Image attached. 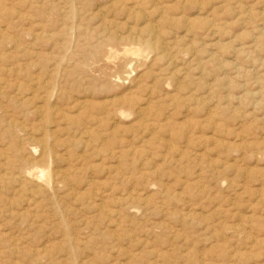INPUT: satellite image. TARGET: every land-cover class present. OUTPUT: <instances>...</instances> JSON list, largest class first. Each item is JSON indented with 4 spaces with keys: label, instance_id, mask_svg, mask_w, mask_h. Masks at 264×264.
Instances as JSON below:
<instances>
[{
    "label": "rangeland",
    "instance_id": "1",
    "mask_svg": "<svg viewBox=\"0 0 264 264\" xmlns=\"http://www.w3.org/2000/svg\"><path fill=\"white\" fill-rule=\"evenodd\" d=\"M68 1L0 0V153L69 184L0 156V264H264V0Z\"/></svg>",
    "mask_w": 264,
    "mask_h": 264
},
{
    "label": "bare ground",
    "instance_id": "2",
    "mask_svg": "<svg viewBox=\"0 0 264 264\" xmlns=\"http://www.w3.org/2000/svg\"><path fill=\"white\" fill-rule=\"evenodd\" d=\"M66 1V0H65ZM68 1V0H67ZM76 1V0H75ZM117 1H119V0H110V2L111 3H116L117 4ZM131 1V0H130ZM64 2V1H63ZM68 2H70V1H68ZM68 2H65V4L66 3H68ZM121 2V1H120ZM54 3V2H53ZM78 4H79V2H77ZM106 3H108L107 1H106ZM110 3V4H111ZM119 3V2H118ZM61 4H63L62 2H61ZM83 4H84V2H83ZM122 4V3H121ZM64 5V4H63ZM73 5H75L74 4V2H73ZM105 5V4H104ZM21 6V5H20ZM60 6V5H59ZM68 6V5H67ZM113 6H114V4H113ZM51 7V6H50ZM69 7V6H68ZM74 7H76V6H74ZM111 7V6H110ZM72 8V7H71ZM130 8V7H129ZM51 9V8H50ZM14 10V9H13ZM66 10V9H65ZM77 10V9H76ZM67 11V10H66ZM75 11V10H74ZM73 11V12H74ZM97 11V10H96ZM8 12V11H7ZM9 12H10V10H9ZM68 12V11H67ZM6 13V12H5ZM138 13V12H137ZM9 14V13H8ZM7 14V15H8ZM11 14V13H10ZM16 14V13H15ZM5 15V14H4ZM34 15V14H33ZM63 15V14H62ZM162 15V14H161ZM64 16V15H63ZM62 16V17H63ZM74 17H75V13H74ZM100 17V16H99ZM134 17H135V15H134ZM20 19V18H19ZM144 19V18H143ZM68 20V19H67ZM75 20V19H74ZM23 21V20H22ZM27 21V20H26ZM39 21V20H38ZM80 21V20H79ZM24 22V21H23ZM26 23V22H25ZM75 23V22H74ZM148 24V23H147ZM14 25V24H13ZM29 25V24H28ZM33 26V25H32ZM68 26V25H67ZM29 28V27H28ZM69 28V27H68ZM101 28V27H100ZM130 28V27H129ZM43 29V28H42ZM76 29V28H75ZM84 29V28H83ZM5 30V29H4ZM7 30H8V28H7ZM25 30V29H24ZM146 30H149V29H146ZM29 31H30V29H29ZM50 31V30H49ZM63 31H64V29H63ZM69 31V30H68ZM78 31V30H77ZM81 31V30H80ZM82 31H84V30H82ZM101 31V30H100ZM127 31V30H126ZM71 32V31H70ZM70 32H68V34L67 35H65V33L63 34L64 36H68L69 35V33ZM74 32V31H73ZM73 32H71V34L73 33ZM99 32V31H98ZM97 32V33H98ZM128 32V31H127ZM140 32V31H139ZM152 32V33H151ZM151 35H153V33L155 32H153L152 30H151ZM3 33V32H2ZM1 33V31H0V34H2ZM6 33V32H5ZM17 33V32H16ZM61 33H63V32H61ZM75 33H76V31H75ZM78 33V32H77ZM136 33H138V32H136ZM136 33H134V34H136ZM149 33V34H150ZM262 33V32H261ZM28 34V33H27ZM36 34V33H35ZM88 34V33H87ZM155 34V33H154ZM206 34V33H205ZM2 35H4V34H2ZM2 35H1V37H2ZM31 35V34H30ZM33 35V34H32ZM101 35V34H100ZM140 35V34H139ZM158 35V34H157ZM262 35V34H261ZM260 35V36H261ZM47 36V35H46ZM85 36V35H84ZM102 36V35H101ZM100 36V37H101ZM109 36V35H108ZM130 36H131V34H130ZM133 36V35H132ZM149 36V35H148ZM52 37V36H51ZM51 37H50V39H51ZM120 37V36H119ZM118 37V38H119ZM126 37H128V36H126ZM140 37V36H139ZM153 38H154V36H152ZM158 36H156L155 38H157ZM59 38H60V36H59ZM114 38H115V36H114ZM114 38H113V40H114ZM121 39H122V37H120ZM130 38V37H129ZM135 38V37H134ZM142 38V37H141ZM263 38H264V36H263ZM1 40H2V38H0ZM40 39V38H39ZM77 39V38H76ZM109 39V38H108ZM120 39V41L122 42V40ZM132 39V38H131ZM145 39H147V38H144V40ZM158 39V38H157ZM34 40V39H33ZM47 40V39H46ZM83 40V39H82ZM115 40H116V38H115ZM119 40V39H118ZM124 40V39H123ZM149 40V39H148ZM260 40H262V38L260 39ZM69 41V40H68ZM105 41V40H104ZM132 41V40H131ZM160 41V40H159ZM154 42V43H157L159 46H160V42ZM262 41H264V39L262 40ZM49 42V41H48ZM57 42V41H56ZM115 42H117V41H115ZM125 42H126V40H125ZM124 42V43H125ZM135 42V45H136V41H134ZM140 42H144V41H140ZM153 42V41H152ZM1 43V42H0ZM18 43V42H17ZM41 43V42H40ZM98 43V42H97ZM130 43V42H129ZM154 43H145V45L146 46H148L149 48H153V50H154V48H158V47H156V44H154ZM142 44V46H143V44L144 43H141ZM55 45V44H54ZM99 45H101V43H99ZM132 45H134L133 43H132ZM72 46V45H71ZM162 46V45H161ZM98 47V46H97ZM100 47V46H99ZM137 49V48H136ZM136 49H132V50H129L130 51V53L131 54H134V55H137L138 54V50H136ZM161 49V48H160ZM164 49V48H163ZM162 49V50H163ZM26 50V49H25ZM124 50V49H123ZM156 50V49H155ZM167 50V49H166ZM166 50H165V52H166ZM52 51V50H51ZM100 51V50H99ZM128 51V52H129ZM39 52V51H38ZM162 52H164V51H162ZM153 53H155V52H153ZM37 54V53H36ZM48 54H49V52H48ZM164 54H166V53H164ZM164 54H163V57H164ZM133 55V56H134ZM157 56V55H156ZM160 56V55H159ZM166 56V55H165ZM212 56V55H211ZM48 57V56H47ZM46 57V58H47ZM155 57V56H154ZM159 58V57H158ZM158 58L156 57V61L158 60ZM161 58V57H160ZM48 59V58H47ZM172 59V58H171ZM170 59V60H171ZM50 60V59H49ZM164 60V59H163ZM152 61V60H151ZM52 62V61H51ZM50 62V63H51ZM53 62H54V60H53ZM154 62V61H153ZM165 62V61H164ZM49 63V62H48ZM55 63V62H54ZM60 63V62H59ZM151 63V62H150ZM155 63V62H154ZM199 63V62H198ZM52 65H53V63H52ZM55 65H56V63H55ZM54 65V66H55ZM62 65V64H61ZM150 65V64H149ZM200 66V65H199ZM56 67V66H55ZM54 67V68H55ZM63 66H61V68H62ZM140 67V66H139ZM143 67V66H142ZM57 68H59V67H57ZM144 68V67H143ZM52 69V68H51ZM54 70V69H53ZM10 71V70H9ZM160 71V70H159ZM162 72V71H161ZM57 73V72H56ZM203 73V72H202ZM151 74V73H150ZM177 74V73H176ZM52 75V74H51ZM159 75V74H158ZM55 76V75H54ZM58 77V76H57ZM56 77V78H57ZM138 77V76H137ZM55 78V79H56ZM15 80V79H14ZM154 81V80H153ZM14 83V82H13ZM144 84V83H143ZM18 88V87H17ZM135 88H137V87H135ZM1 90H2V88H1V86H0V95L2 94V92H1ZM53 92V91H52ZM32 93V92H31ZM32 94H34V93H32ZM115 95V94H114ZM47 97V96H46ZM23 98V97H22ZM21 98V99H22ZM32 98V97H31ZM38 98H40V97H38ZM120 98V97H119ZM121 98H122V96H121ZM33 99V98H32ZM122 99H124V98H122ZM129 99V98H128ZM16 100V99H15ZM26 100V99H25ZM31 100V99H30ZM44 100V99H43ZM119 100V99H118ZM126 100V99H125ZM129 100H131V99H129ZM13 101H14V99H13ZM19 101V100H18ZM33 101V100H32ZM75 101V100H74ZM84 101V100H83ZM120 101V100H119ZM133 101V100H132ZM22 102V101H21ZM113 102V101H112ZM115 102V101H114ZM26 103V102H25ZM79 103H80V101H79ZM129 103V102H128ZM45 104V103H44ZM108 104V103H107ZM111 104V103H110ZM113 104V103H112ZM122 104V103H121ZM135 104V103H134ZM134 104H130V105H134ZM76 105H80V104H76ZM119 105H120V103H119ZM129 105V104H128ZM137 105V104H136ZM116 106H118V105H116ZM122 106V105H121ZM77 107V106H76ZM138 107V106H137ZM140 107V106H139ZM42 108V107H41ZM79 108H81V106H79ZM142 109H144V108H142ZM46 110V109H45ZM117 110V109H116ZM84 111V110H83ZM38 112V111H37ZM41 112V111H40ZM106 112H108V111H106ZM139 113H140V111H138ZM137 112V113H138ZM39 113V112H38ZM113 113H115V112H113ZM119 113V112H118ZM138 113V114H139ZM132 114V113H131ZM142 114V113H141ZM78 115V114H77ZM109 115V114H108ZM140 115V114H139ZM143 115V114H142ZM69 118V117H68ZM71 118V117H70ZM76 120V119H75ZM122 120V119H121ZM72 121V120H71ZM53 122V121H52ZM55 122V121H54ZM63 122H65V121H63ZM115 122V121H114ZM62 123V122H61ZM69 123V122H68ZM66 125V124H65ZM68 125V124H67ZM73 125V124H72ZM83 125V124H82ZM41 127V126H40ZM84 127V126H83ZM86 127V126H85ZM99 127V126H98ZM119 127V126H118ZM87 128V127H86ZM70 129H71V127H70ZM93 129V128H92ZM92 129H90V130H92ZM48 130V129H47ZM47 130H44L43 129V133H42V136H41V142H40V144L39 145H41V157H40V160L41 159H43V158H46V157H49V156H51L52 155V148H51V146H48L47 145V143H46V140L48 139V133H47ZM56 130V129H55ZM71 131V130H70ZM85 131V130H84ZM88 130H86V132H87ZM4 132H5V135H7L9 138H10V141H11V139L13 140V142H14V144H7L8 146H7V148H8V152L10 153V154H6V152L5 153H0V156H4V163H3V168L5 169L6 168V170L7 169H11V173H10V178L12 179V180H14V182L17 184V188L15 189V191L16 192H18V193H23L24 191H25V188H24V186H25V184H30V185H32L33 187V189H34V192L36 193V194H40V192H42L43 190L44 191H50V192H53V190L55 189V187L56 186H58L59 184H68V179H67V177H66V175L65 174H63V173H59V172H55V173H51V172H49L48 170H46L45 168L43 169V168H39V167H36V165L34 164V162H33V159L32 158H30L29 156L27 157L26 155H28L27 153L28 152H26V151H24L22 148V145H21V143H19L20 141H21V139H23V138H19L18 137V135H14V133H16L17 132V127L16 126H14V125H8L7 127H6V129L4 130ZM31 132V131H30ZM50 132V131H49ZM18 133H21V136H27V137H29V131H27V130H24L23 128L22 129H18ZM96 133V132H95ZM74 134V133H73ZM97 134V133H96ZM96 134H95V136H96ZM53 134H51V136H52ZM6 136V137H7ZM30 136H32L31 134H30ZM7 137V138H8ZM14 137H18L19 138V141H18V143H17V141H15V139H14ZM58 138V137H57ZM97 139H98V137H96ZM66 140V139H65ZM5 141H6V139H5ZM39 141V140H38ZM102 142V141H101ZM24 143V142H23ZM54 143V142H53ZM57 144H58V142H56ZM61 143V142H60ZM59 143V144H60ZM24 146V145H23ZM62 146V145H61ZM26 149V148H25ZM66 149V148H65ZM24 152H26V155H25V153ZM30 154H31V152H30ZM111 155V154H110ZM113 155V154H112ZM111 155V156H112ZM56 156V155H55ZM62 156V155H61ZM107 156V155H106ZM82 157V156H81ZM51 158V157H50ZM15 160V161H14ZM40 160H37V162L38 161H40ZM47 160V159H46ZM82 160V159H81ZM49 161V160H48ZM78 161V160H77ZM14 162H17L18 163V166H16V165H14ZM36 162V163H37ZM43 162V161H42ZM68 163V162H67ZM50 166V165H49ZM49 168V167H48ZM2 170V169H1ZM58 171H60L61 172V170H58ZM65 172V171H64ZM3 173V172H2ZM72 175V174H71ZM78 175V174H77ZM198 176V175H197ZM2 180V179H1ZM70 181V180H69ZM8 186V185H7ZM68 186H69V184H68ZM79 187H80V185H79ZM8 190V189H7ZM56 190V189H55ZM70 190H72V189H70ZM49 192V193H50ZM72 193V192H71ZM76 193V192H75ZM43 194V193H42ZM50 194H52V193H50ZM96 195V194H95ZM131 195V194H130ZM129 195V196H130ZM94 196V195H93ZM131 197V196H130ZM29 200V199H28ZM54 201V200H53ZM28 202V201H27ZM30 203H32L31 202V199H30ZM54 203H56V201H54ZM130 203V202H129ZM29 204V203H28ZM27 204V205H28ZM85 204H86V202H85ZM90 204V203H89ZM131 204V203H130ZM29 205H31V204H29ZM28 205V206H29ZM31 206H33V208L36 206V203L33 201V203H32V205ZM62 206V205H61ZM98 206V205H97ZM27 207V206H26ZM57 207V206H56ZM92 207H94V206H92ZM134 207V206H133ZM137 206H135V208H136ZM139 208V207H138ZM24 210H25V208H23ZM57 209V208H56ZM85 209V208H84ZM123 209V208H122ZM60 209H57V212L59 211ZM100 210V209H99ZM102 211V210H101ZM98 212V211H97ZM17 214V213H16ZM104 214H106V213H104ZM63 214H61V216H62ZM35 216V215H34ZM106 216V215H105ZM60 218V217H59ZM63 218V217H62ZM66 218V217H65ZM109 218V217H108ZM64 219V218H63ZM62 220V219H61ZM112 222V221H111ZM63 223H64V221H63ZM118 223V222H117ZM71 224V223H70ZM62 225V224H61ZM67 225V224H66ZM69 226V225H68ZM68 229V230H67ZM117 229V228H116ZM8 232V231H7ZM63 232H64V237H65V240H66V243H68V248L70 249V251H72V248L74 247V239L71 237V235H70V233H69V228L68 227H65L64 228V230H63ZM62 232V233H63ZM62 236V237H63ZM63 237V238H64ZM85 237H87V236H85ZM78 238V237H77ZM87 239V238H86ZM91 239V238H90ZM64 240V239H63ZM78 240V239H77ZM64 243V242H63ZM86 244V243H85ZM66 246V245H65ZM42 250L44 249V248H41ZM39 251V254H42L43 253V251ZM76 250V249H75ZM35 251V250H34ZM74 251V250H73ZM67 252V251H66ZM12 254V253H11ZM71 254L73 255V253L71 252ZM70 254V255H71ZM69 255V256H70ZM78 256V255H77ZM66 258V257H65ZM71 258V257H70ZM35 260V259H34ZM36 262V261H35ZM37 264V263H36ZM74 264H75V262H74Z\"/></svg>",
    "mask_w": 264,
    "mask_h": 264
}]
</instances>
